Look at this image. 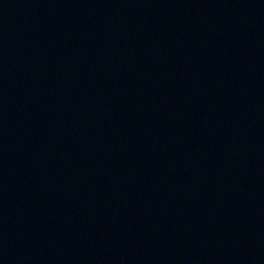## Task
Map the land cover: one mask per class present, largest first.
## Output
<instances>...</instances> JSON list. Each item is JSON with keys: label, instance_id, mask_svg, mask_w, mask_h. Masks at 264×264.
Masks as SVG:
<instances>
[{"label": "water", "instance_id": "obj_1", "mask_svg": "<svg viewBox=\"0 0 264 264\" xmlns=\"http://www.w3.org/2000/svg\"><path fill=\"white\" fill-rule=\"evenodd\" d=\"M0 264H264V0H0Z\"/></svg>", "mask_w": 264, "mask_h": 264}]
</instances>
